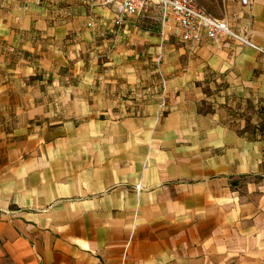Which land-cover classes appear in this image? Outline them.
<instances>
[{
  "label": "crops",
  "instance_id": "crops-1",
  "mask_svg": "<svg viewBox=\"0 0 264 264\" xmlns=\"http://www.w3.org/2000/svg\"><path fill=\"white\" fill-rule=\"evenodd\" d=\"M116 11L0 0V264H264V54Z\"/></svg>",
  "mask_w": 264,
  "mask_h": 264
},
{
  "label": "built area",
  "instance_id": "built-area-1",
  "mask_svg": "<svg viewBox=\"0 0 264 264\" xmlns=\"http://www.w3.org/2000/svg\"><path fill=\"white\" fill-rule=\"evenodd\" d=\"M91 7L116 6L114 24L120 26L129 17H141L149 9L157 10L162 21L169 20L168 31L177 28L183 42L200 44L203 39L236 40L260 53L264 51L251 44L247 39L234 33L226 21L216 19L197 2V0H83ZM249 0H240L242 6H247Z\"/></svg>",
  "mask_w": 264,
  "mask_h": 264
},
{
  "label": "rangeland",
  "instance_id": "rangeland-1",
  "mask_svg": "<svg viewBox=\"0 0 264 264\" xmlns=\"http://www.w3.org/2000/svg\"><path fill=\"white\" fill-rule=\"evenodd\" d=\"M197 2L207 11L209 15H211L212 17L216 19L221 18L222 13L224 12V8L219 0H197ZM148 15L149 14H146L145 17H143L142 20H140V22L136 23L135 25L139 27L140 29L150 30L152 32H158L157 25L155 24L156 22L154 23V21L157 20L156 18L157 14L156 15L153 14L152 19H150ZM258 117H259V114H258ZM253 121H254L253 124H255V127H258L257 130L260 131V129L264 128V120L263 122H258L257 119H254ZM260 175L261 176L259 177V179L263 180V183H264V168L260 172ZM248 180H249L248 178L242 179V184L240 186V193H244L246 191L244 187H245V183L249 182ZM253 180H254V185L257 186L255 178ZM241 190L243 191L241 192Z\"/></svg>",
  "mask_w": 264,
  "mask_h": 264
}]
</instances>
